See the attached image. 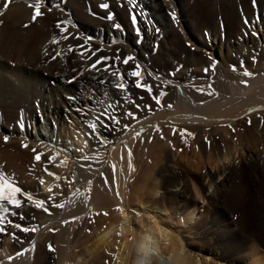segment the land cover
<instances>
[{
  "label": "bare ground",
  "instance_id": "6f19581e",
  "mask_svg": "<svg viewBox=\"0 0 264 264\" xmlns=\"http://www.w3.org/2000/svg\"><path fill=\"white\" fill-rule=\"evenodd\" d=\"M98 1L100 0H68L65 6L73 11L75 14L73 17L77 18L81 26L87 24L93 27L94 21L89 15V8H94ZM116 1L112 0V2ZM125 1L139 9H145L146 5L155 18L160 16L167 18L166 6L172 12L176 10L168 0H160L158 3H156L157 0ZM35 2L34 0H13L9 10L0 16V91L7 95V104L13 103L17 96L25 104L28 103L26 96L29 94L43 97L42 107L45 109L47 97L42 94V88L55 80L56 88H53V91L57 94L69 92L70 108H72L70 111H63L61 105H58L54 111L47 110L49 115L58 119L55 127L46 122H39L33 116L32 121L25 120L21 126L11 129L12 136L8 137L7 141L0 137V163L24 179L23 173L26 167L22 160L26 159L27 153L29 155L30 151L36 149L38 153H44V156L40 162L36 160L35 162L42 166L45 164L48 172L54 173L50 176L45 172V178L42 180L44 183L38 186L41 194L49 193L48 189L52 182L59 177V172L64 173L63 171L76 173V187L66 198L64 208L60 209L58 216L53 218L48 216L50 219L34 221L31 226L38 228L39 234L52 230V227L58 229V235L56 234L55 238L59 245L57 253L43 246V239L37 232H35L36 236L32 235L35 237L31 236L32 242L29 233L20 234L19 232L22 238L30 240V246L24 248L18 243L10 245L11 234L0 251V264H91L93 258L98 259L99 256L107 260L105 264H264V229L258 232L257 238L243 240L239 237V229L233 228L235 223L224 222L222 227H218L216 220L212 219L209 227L198 240L203 243L209 238L215 240L214 248L220 252L216 261L200 254L196 255V251L200 253V250H197L198 248L194 247L185 236V233L189 236L193 226L198 223L202 204L205 199H208L207 190L195 173L206 170L209 189L217 179L222 180L216 185V191H221V186L226 185L233 173L232 168L222 169V166L226 167L230 159H234L238 153H242L239 155L243 157L256 147L264 148V135L259 138L260 136L257 137L254 132L259 127L261 131H264V47L248 46L240 55V59L246 60L243 68L239 67L240 62L233 64L220 62L211 79L205 80L202 77L203 79L190 82L183 81V77L172 79L171 76L165 75L171 78H164L161 76V70L156 71L159 65L157 59L154 63L144 59V64L151 69L152 73L148 71L152 76L170 86L164 97H161L163 96L161 93L164 94L163 91H158L163 107L157 105L156 101L141 102L139 109L133 107L136 118L130 117L129 128L122 129L119 135L117 134L119 136L116 137L117 139H113L114 141L103 147L97 139L89 138L86 132L77 130V127L71 130L66 128L63 133L62 131L67 114L73 119H79L80 111L78 110L86 98L79 92L80 87L76 86L78 81L82 78L97 80L103 87L115 81L109 71V73H101L98 70H90L91 60V63L84 64L81 72L71 73L70 66L74 63L73 59H80L79 52H75V48L81 44L86 46L95 44L106 48L108 46L94 38L83 35L79 37L77 32H73V36H69L68 40L61 39V42L55 45L50 43L51 37H48L50 33H46L48 38L36 40L39 39V36L35 37L37 32L45 34L49 27L51 28L49 22L51 16L48 14L45 19L38 18L33 23L31 17L34 9L28 5ZM196 2V4H204L206 8L209 4L208 8L214 14L223 10L226 5V0H221L219 2L221 5L216 4L215 8H212L213 3L210 0H196ZM3 3L4 0H0V10L3 9ZM233 3L237 7L238 15L246 10L242 13L243 21L240 18L237 21L236 39H233L231 34H227L226 37L225 34H220L219 23L215 20L198 25L193 6L187 10V6L179 2L180 19L182 18L185 22L193 46L195 45L199 50L200 48L217 50L220 47L222 54L225 45L240 41L247 42L258 36L261 28L259 32L252 28L257 23L259 26L264 24V0H233ZM252 5H254L253 10ZM44 7L42 5V8ZM162 7L166 11V17L162 13ZM53 10L54 7L51 12ZM95 22L98 24L97 20ZM25 24L29 27H24ZM110 35L106 34L104 38L109 40ZM173 39H177V36ZM114 40L119 42L120 46L122 43L126 44L127 48H125L135 57L145 55L131 36L115 35ZM69 45L75 50L69 51ZM154 46L156 47V44ZM57 53L60 55L56 56ZM148 53H153V49L150 48ZM52 56H56V59H52ZM194 56L197 59L200 58L197 54ZM5 62L11 64L16 62L19 68L13 70ZM233 65L236 66L235 71L232 70ZM245 68L255 75L244 76ZM245 80L246 86L241 83ZM74 86L76 90H72ZM201 88L203 92L198 90ZM162 89L166 92L167 88ZM210 91L216 94L207 95L206 93ZM168 104L172 107L169 108ZM149 105L152 108L151 111L147 110ZM249 120L252 121L253 126L250 129L244 127ZM228 125H231V128ZM157 128L169 134H173L176 128L194 134V136H188L185 132L184 137H188L189 142L185 143L186 146L181 151L179 147H182L184 143L181 146L178 139L171 154L175 160L173 166L183 168L188 175H191L188 176V180L177 178L172 180L169 186L165 184V170L158 167L168 166L169 155L164 156L159 145L160 133L157 132ZM138 132L139 136H137ZM175 135L179 136V134ZM217 138H221L222 143ZM24 144L28 145L26 148L28 151L22 150L25 148ZM129 149L132 151L131 157L128 156ZM57 151L60 154L56 162L49 163L48 157L55 155ZM84 156H88L89 159L84 160ZM255 163L256 161L250 162L248 165L253 166ZM88 165L91 167L89 168ZM16 168L19 171H16ZM175 169L173 168L171 172L177 173ZM105 178L108 179L107 184ZM180 186H182V192L168 196L166 190L169 187ZM187 188L192 190L193 202L186 201ZM117 192L119 195L116 194ZM184 200L187 203L184 204L180 215L177 213V205ZM105 212L108 215H103ZM93 217H98L97 223L92 225L91 232L87 233L88 221ZM64 221L68 223L65 224ZM75 232L81 235L85 233V235L74 245ZM207 248L209 253L212 245H208ZM232 248L240 253L245 250L246 260L235 259ZM21 250H26L25 255L16 257V253ZM9 257L14 259L10 260Z\"/></svg>",
  "mask_w": 264,
  "mask_h": 264
},
{
  "label": "rangeland",
  "instance_id": "374dc122",
  "mask_svg": "<svg viewBox=\"0 0 264 264\" xmlns=\"http://www.w3.org/2000/svg\"><path fill=\"white\" fill-rule=\"evenodd\" d=\"M158 1L160 2V0H157L156 3H158ZM170 1L171 4H173V6L176 8V10L174 11L175 13L172 12L171 9L168 8V6H166L168 9L167 18H163L161 16L155 18L153 17V15L150 12V9L146 5L144 7L145 9H141V8L139 9L129 5V3H127L125 0H117L116 2H112V0H100L98 1V4H95L94 8L92 7L93 10L91 7L89 8V13H90L89 15L91 16V19L94 22L95 20L98 21V24H96L97 22L95 23L93 22V24L90 22L93 25L92 27V26H88L87 24H85V26H81L77 18L73 17L75 16L73 11L70 8L66 7L68 4V0L66 1L53 0L52 5L59 4L62 7L61 9L54 7L53 12H48L46 13L47 15L45 14L43 17L40 18V19H45L48 16V14H50L51 17H49L50 18L49 20L51 21L49 22L51 24V28L49 27L48 31L45 32V34L42 32L41 33L37 32L36 33L37 35L35 37L38 38L39 36V39L36 40L39 41L44 37L45 38L51 37L50 38V43H51V40L54 37H61L66 34L67 36H73V32L75 33L77 32V36L79 37L83 35L86 36L87 38H94L96 40H100V43L104 44L105 46L107 45L108 47L107 48L104 46L100 47L99 45H95V44H89V45L87 44V46L85 45L86 49H91L92 51L99 49V51L96 52V55L92 56L91 59H88V57L92 55L90 51H85V49L83 50L82 48L80 49H78L77 47L75 48L76 49L75 52L78 51L79 55L80 52L83 51L84 56L81 57L80 55L79 60H76L77 58L73 59L74 63L71 64L70 66L71 73L81 72L83 66H85L84 64H87V62L93 63L97 58L104 56L112 58L111 60L106 62L108 64L114 65L113 68L109 69V72L116 71L117 68L119 69V71H117V75L113 76L115 81L111 82L109 85L107 84V86L105 87L99 85V81L90 80L87 78L85 79L82 78V80L76 83V86L78 85V87H80L81 89V91L79 92L85 95L86 98L82 106L79 107L78 111L80 112L78 114L79 117L78 120L73 119L71 116L67 114V120L65 121L62 133L65 131L66 128L71 130V129H76L77 127V130L86 132L87 135H89V138L94 137L95 139H97L100 145L106 146V144H109V142L117 139L116 137H119L118 135L120 131L124 129L125 124L130 125L131 118L129 116H126L125 113L132 112L134 114L132 109L133 107H136V105H139L141 102L149 103L151 101H155L152 98V96L158 95V91L160 92V90L163 91L164 93V94L161 93V95H163L161 97H164V95L167 94L168 88L170 86L164 84V82L158 81L157 78L152 76L151 69L144 64V59H147V61L149 60L151 63H154L157 59L159 65L157 66L156 71L159 72L161 70L160 72H162L163 74V75L161 74V76H163L164 78L172 77V79L173 78L177 79L178 77L181 78L183 77L184 78L183 81L185 80L186 82H190L203 78L205 80L211 79L213 73H215V69L220 65V62L227 64L240 62L241 64L239 65V67L243 68L246 60L240 59V55H242L241 53H243L248 46L254 48L264 47V24L263 26L262 25L259 26V24L257 23L256 26H253L252 29L255 31L258 30L257 32H259L260 28L261 30L258 33V36L253 40L247 42L246 41H240L237 43L233 42L232 45H225L223 47L222 54L220 47L217 50L216 49L213 50L210 48L208 49L200 48L199 50L196 48L195 45L193 46V43L190 41V33L187 30L185 22L182 21V18L180 19V11L178 7L179 2L183 4V6H187V10L190 9L191 6H193V12L196 17L195 20L198 23V25H204L210 20H215L217 21V23H219V27H218L219 33L223 35L225 34V37L227 36V34H231L233 36L232 37L233 39H236V32L238 30L237 21L240 19L243 21L242 13L246 10H244L242 13L239 12V14L240 13L241 14L238 15L237 7L233 3V0H226L225 2L226 5L225 7H223L224 9L218 11V13L215 14L210 12L208 8L209 4H207V8H206L204 7V4H200V3L196 4L197 3L196 0H183V1L168 0V2ZM220 1L221 0H217V1L210 0V2L213 3L212 8H215L216 4L220 6L221 5V3H219ZM102 3L109 4V8L108 9L100 8V4ZM114 3H116L117 5L115 4L114 6ZM253 6L254 5L251 6V9L254 8ZM163 7H162L163 9L162 13L166 17V11L164 10ZM93 13L95 15H92ZM109 14H112L114 16V19L111 21L106 19V17ZM133 14L136 15L135 22L132 19ZM210 14L213 15L211 16ZM57 21L69 22L61 25V28L67 27L69 31L67 33H62L61 29L57 28L56 26ZM115 24H119L121 27L117 29L114 26ZM51 29L52 31L53 30L54 31L52 32ZM46 33L48 34L50 33V36H48V34L46 35ZM40 34L42 35L40 36ZM106 34L108 35L111 34L110 35L111 38L109 40H106L104 38ZM115 35H120V36L123 35L125 37L131 36L136 40V43L140 47L139 49L145 55L141 57L138 56L135 57L133 53L129 52V50L126 49L127 48L126 44L122 43L120 46L119 42H116L114 40ZM176 36L177 39H173V37ZM154 44H156V47L154 46ZM146 45L150 47H147ZM153 46L155 48H153ZM150 48L153 49V53L151 54L148 53ZM195 54H197L198 57L200 58L198 59L195 58L196 57L194 56ZM117 55L120 57V61L115 60V57ZM127 56L134 57L135 58L134 62L130 61L128 65H123L122 61ZM134 63L140 64L141 70L144 73L142 77V83L152 85L153 92L151 94L148 93L144 88H136L135 87L136 78H133L128 75H125V79L123 81V83H125L127 87V91L118 89L116 87L117 84L121 83V81L119 80L120 72L123 73L130 72L134 67ZM5 64L8 67H11V69L13 70L19 68V65L16 62L15 63L13 62V64L5 62ZM98 69H99L98 71L99 72L101 71V73L105 72L103 70L104 69L103 64L98 65ZM205 69H209L207 74L204 71ZM54 82L55 80H52L50 84H47L42 88V94H45V96L47 97V101L45 103V109L42 107L43 97H35L34 95L29 94L28 96H26L28 99V103L25 104L22 102L21 98L17 96L14 98L13 103L7 104L6 101L7 95L2 94L0 91V137H3V139L5 138V136L11 137L12 136L10 132L11 129L21 126V124H23L25 120L32 121L33 116H35V119H37V121L39 120V122H46V124L48 123L54 127L57 125L58 119H54L53 115H49L47 113V110L54 111L58 105H61L63 111L65 110L70 111L72 107L70 108L71 96L69 95V92L60 93L61 95L57 94L56 91H53V88H56ZM76 86H74L72 90H76ZM162 88L164 89L167 88L165 89L166 92H164ZM101 114L118 117L120 119V123L116 124L114 122H111V127L114 130H106L105 128L100 127V124L105 122L106 120V116ZM98 116H100V121H97ZM93 122H96L98 124L96 133H93L92 129L90 128V125ZM85 125L88 128H86ZM245 126L248 127L249 129L253 127L249 123L244 125V127ZM84 128H86L87 131ZM174 130L176 131L174 132L176 134H179V136L164 132L163 133L164 139L160 138V142H159V145L164 152V156L169 155L168 156L169 160L167 164L168 166L158 167V168L161 167L165 170L164 179H165V184L167 186H169L172 180H175L177 178L178 179L180 178L181 180L183 179L188 180V176H191L185 172V169L179 168L178 166L177 167L173 166L175 160L173 159V156L171 154L173 147L176 145V142L179 139V141L181 142L180 144L181 146L184 143L183 145L184 147L183 146L179 147V149L182 151V149L185 148L186 146L184 141L186 140L187 141L186 144H187L190 140L188 137L187 138L181 137L180 133L178 132L180 130L179 128L178 129L176 128ZM254 132H256L255 134L257 135V137L260 136L259 138H262L263 137L262 135H264V131H261V127L255 129ZM101 137L103 138L104 142H101ZM217 139L221 140V138H217ZM22 150H27V149L22 148ZM30 152L29 155L32 156L30 157L27 153V156H25L27 160L25 158H23L24 160H22L24 162V166L26 167V170L23 173L25 175V176L23 175L24 179L20 178L18 173L12 172L6 166L1 165L0 163V172L4 173L5 177L9 181L21 187V189L24 192L30 193L33 196L34 200L45 199L47 201V197L49 196L55 197L54 201H47L46 203V206L49 207L51 215L47 213L45 214V212H43V210L40 208H36L32 202L27 201L26 197H22L23 206L19 210L14 209L12 206L6 204V206L9 207L10 211H18L25 215V219L23 220H20L18 216H9V218L12 219L14 222H18L21 224L23 223L22 225L25 226H32L34 221L35 222H38V220L44 221V219L46 220L58 216L57 213L60 212V209L58 210L57 208L51 207L52 203L63 202L62 204H64L67 200L66 198L76 187V173L74 171L70 173H68V171L67 173L66 171H63L64 173L59 172L60 174L59 179L58 180L55 179L52 182L50 188L53 189V192L48 193L46 195L41 194V192L38 191V186L41 184L40 181H42L43 178H45L46 173L44 171L45 169L44 167L46 165L44 164L45 166L44 165L42 166L40 164H37L36 163L37 161L35 162V159H33L35 158L36 154L33 151ZM239 154L242 153H238L236 156H234V159L231 158L230 163L226 165V167L225 165L223 166L221 165L222 169L227 167L233 169L231 179L226 183L225 186H221V191L220 190L218 192L216 191V185H218L222 180L217 179L216 180L217 184L215 182L212 188L209 189L208 188L209 179H206V174H207L206 170H203L204 172L198 171L195 173L196 176H199V180L202 182L201 184L204 185L205 190H207L206 194L208 199H205L204 203L202 204V211L199 215L200 218L198 223L193 226L191 234L188 236V233H185L186 234L185 236L186 239H188V241L194 247L198 248L197 250H200V253L199 251L198 252L196 251L197 253L196 255L198 254H200V256L203 255V257L209 258L210 260L213 261H216L217 258H219V254H220V252H218L214 248L216 246V244L214 245L215 240L209 238L207 239V241H205V243L200 242L198 240L200 235L207 230V228L209 227V223L212 219L216 220L218 227L220 226L222 227L223 226L222 224L224 222L226 223L233 222V224L235 223L233 228L236 227L237 229H239V237L243 240L250 238L251 239L257 238L258 232L264 229V148L256 147L252 150L251 153L248 152L243 157H240ZM29 158L33 159L34 162ZM254 161H256V163L253 166L248 165L250 162H254ZM173 168H176L175 172L177 173L171 172ZM16 171H19V169L16 168ZM181 188L182 186L178 188L169 187L168 190L166 191H168L169 194L168 196L171 197L176 193L182 192L183 189ZM185 194H188L186 197L187 198L186 201H190V202L194 201L191 188H187ZM186 201L184 200L182 202H178L177 213H179L180 215H181V210L184 207V204L187 203ZM55 210L56 211L58 210V212H54ZM97 220L98 217L97 218L93 217L91 218V220L88 221L89 224L87 227L88 229L87 233L91 232V227L92 225H95L97 223ZM52 229H56V228L52 227ZM14 230L15 228L9 225L7 226V230L5 233H0V251L3 249L6 243L7 241L6 239H8V237H10L12 233H15L16 236H18L20 239L19 242H17V240L14 239L12 236L11 237L12 242H10V245H14L15 243L16 244L18 243L24 248H28L30 246V240H26L22 238V235H20L23 234V232L17 229L15 230L16 231L15 232ZM50 230L42 234L41 233L39 234L38 231L36 232L40 235V237H42L43 246L48 247V245L51 244L55 248V252L57 253L59 245L57 244L58 242L57 239L55 238L58 235V231L56 232ZM17 232L18 234L20 232V234L18 235ZM29 235L32 242L33 241L32 237H35L37 234H35L34 232L33 234L29 233ZM73 235L75 241V243L74 241L73 243L75 245L77 244V242L81 241L80 239L85 235V233L81 235L79 234V232L78 234L75 232ZM75 237L77 239H75ZM208 245H212V248L210 249L209 253H207ZM232 252H235L234 254H232L235 259L246 260L245 250L243 251V253H240L239 251H234L233 249ZM94 260H96V262ZM101 260L105 261V258L103 256H99L98 259L95 257L90 263L91 264L107 263V260L105 262Z\"/></svg>",
  "mask_w": 264,
  "mask_h": 264
},
{
  "label": "snow or ice",
  "instance_id": "6c2138e0",
  "mask_svg": "<svg viewBox=\"0 0 264 264\" xmlns=\"http://www.w3.org/2000/svg\"><path fill=\"white\" fill-rule=\"evenodd\" d=\"M12 3H13V0H4L3 9L0 10V16H3L5 14V12L9 10L10 5ZM42 5H44L45 7L42 8ZM28 6L30 8L34 9L33 15L31 17V20H32L33 23H35L38 20V18L43 17L46 14V12H51L53 7H56V8L60 7L59 4L52 5L51 0H36L35 3L29 4ZM100 8L108 9L109 8V4L102 3V4H100ZM93 15H95V14L93 13ZM106 19L111 21V20L114 19V16L112 14H109L106 17ZM132 19H133L134 22L136 21V15L135 14H133ZM66 23H69V22H67V21H57V25L56 26H57V28L61 29L62 33H67L69 31V29L67 27L61 28V25L66 24ZM114 26L117 29H119L121 27L119 24H115ZM24 27H29V25L25 24ZM61 39L68 40L69 36L63 35L61 37H54L51 40V43L54 44V45L55 44H59L61 42ZM77 47L85 49V51H90L92 53V55L89 56L88 59H91L92 56H95L96 52L99 51V49H97L95 51H92L91 49H86L85 45H83V44L78 45ZM74 50L75 49H73L72 46L69 45V51H74ZM58 55H60V53L56 54V56H58ZM80 55H81V57H83L84 56V52L83 51L80 52ZM56 56H52V59H56ZM111 59H112L111 57H107V56L97 58L95 60V62H93L91 64L90 70H99L98 69V65L103 64L104 65V69L103 70L105 72L109 71V69L113 68L114 65L108 64L106 62L111 60ZM134 59L135 58L132 57V56H127V57H125L123 59L122 63H123V65H128L130 61L134 62ZM115 60L116 61H120V57L117 55L115 57ZM232 70L233 71L236 70V66L235 65L232 66ZM117 71H119L118 68H117L116 71H112L111 75L112 76H116L117 75ZM204 71L207 74L209 69H205ZM125 75H128V76H131L133 78H136V80H135V87L136 88H144L150 94L153 92L152 85L142 83V77H143L144 73L141 70L140 64L134 63V67H133V69L130 72H128V73L120 72V74H119V80L121 81V83L117 84L116 87L118 89L127 91V87H126L125 83H123V81L125 79ZM243 75L246 76V77H251V76H253L255 74L250 72V71H248L245 68L243 70ZM241 83L245 84V86L247 85V81L246 80L245 81H241ZM209 87H211V85H209ZM198 90L201 91V92L204 91L202 88L198 89ZM206 94L209 95V96H212V95H214L216 93H214V91H210V92H207ZM152 98L156 101L157 105H160L161 107H163V105L161 104V100H160L158 95H154V96H152ZM141 99H142V97H141ZM167 106L169 108L172 107L171 104H168ZM136 107H137V109L140 108L139 105H136ZM147 110H149V111L152 110L150 105L147 106ZM101 115H105L106 116V120H105V122L100 124V127H103L106 130H114L111 127V122H114L116 124L120 123V119L118 117L111 116V115H106V114H101ZM125 115L129 116V117H132L133 119L136 118L135 115L132 112H127V113H125ZM97 121H100V116L97 117ZM248 123L251 124L252 121L249 120ZM97 127H98V124L96 122H93L90 125V128L92 129L93 133H96ZM128 127H129V125H127V124L124 125V128H128ZM228 127L231 128V125H228ZM156 130H157V132L160 133V138L164 139V135H163L162 130L159 129V128H157ZM232 130L235 131V129H232ZM185 132H187V130H180V135H181L182 138L184 137ZM173 134L175 135L176 133L174 132ZM139 135H140V133L138 132L137 136H139ZM187 135L188 136H194V134L191 133V132H187ZM7 140H8V137L5 136V141H7ZM101 142H104L102 137H101ZM186 142L187 141L185 140V143ZM23 147L27 148L28 145L24 144ZM77 150L78 151H82V149H77ZM33 152L36 153L35 160L37 162H40L42 157L44 156V153H38L36 149H33ZM59 154H60L59 151H57V153L55 155L49 156L48 157L49 163H55L56 160H57V156ZM128 156L129 157L132 156V151L130 149L128 151ZM83 159L87 161L89 159V157L88 156H84ZM61 163H63V162H61ZM81 166L84 167V165H81ZM88 167L90 168L91 165H88ZM113 168H115V165H113ZM44 171L47 172L48 175H50V176L54 175V173L48 172L47 167H45ZM56 178L59 179V177H56ZM40 183L43 184L44 181H40ZM105 183L106 184L108 183V179L107 178H105ZM48 192L52 193L53 189L49 188ZM116 194L119 195V192H117ZM81 195H84V193H81ZM22 197H26L27 201L28 202H32L35 205L36 208H40V209L43 210V212L51 215L49 207L46 206V203H47V201H54V199H55L54 196L47 197V201L45 199H35L34 200L33 196L30 193L24 192L21 189V187L17 186L15 183L9 181L5 177L4 173L0 172V233H5L6 230H7V226H9V225L14 227L15 229L23 232V233H34V232L38 231V228H36V227L25 226V225H22L21 223L14 222L12 219L9 218V216H18L20 220L25 219V215L23 213L18 212V211H10L9 207L6 206V204H7V205L12 206L14 209H17V210L21 209L22 206H23ZM51 207H54V208H57V209H62V208H64V204H62V203H52ZM120 211H123V209H120ZM97 215H100V213H97ZM103 215H108V213L105 212V213H103ZM64 223L67 224L68 221H64ZM52 231H58V229H52ZM12 236H13L14 239L17 240V242H19V237H17L15 233H12ZM48 247H49L50 251L55 252V248L51 244H49ZM25 252H26V250L18 251L16 253V257H22L23 255H25ZM9 259L10 260L14 259V257H9Z\"/></svg>",
  "mask_w": 264,
  "mask_h": 264
}]
</instances>
